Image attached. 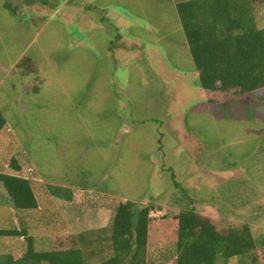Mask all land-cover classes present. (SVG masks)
<instances>
[{"label":"rangeland","instance_id":"rangeland-1","mask_svg":"<svg viewBox=\"0 0 264 264\" xmlns=\"http://www.w3.org/2000/svg\"><path fill=\"white\" fill-rule=\"evenodd\" d=\"M181 1L0 0V172L30 178L39 201L15 210L0 183V227L26 228L38 250L80 233L98 249L132 200L152 206L149 264H172L175 216L192 206L219 229L264 235V88L201 86ZM254 8L264 28V1ZM26 247L0 237V253Z\"/></svg>","mask_w":264,"mask_h":264},{"label":"trees","instance_id":"trees-1","mask_svg":"<svg viewBox=\"0 0 264 264\" xmlns=\"http://www.w3.org/2000/svg\"><path fill=\"white\" fill-rule=\"evenodd\" d=\"M257 0H186L176 5L201 86L208 92L244 96L264 88V28L255 16ZM264 1V0H263ZM7 119L0 109V134ZM13 169L21 171L17 160ZM179 186V183L175 180ZM15 210L38 209L39 201L30 178L0 172ZM53 193L68 200L79 198L76 190L51 186ZM152 206L139 208L132 200L120 201L106 247L85 250L88 233L56 239V248L38 250L35 237L26 228H2L0 237H24V253H0V264H149V230ZM176 255L172 264H216L218 258H238L239 264H264V235L256 237L248 224L219 229L195 207L175 216ZM68 244V245H66ZM97 254L91 261L90 255Z\"/></svg>","mask_w":264,"mask_h":264}]
</instances>
